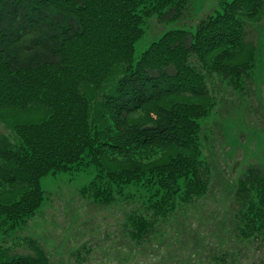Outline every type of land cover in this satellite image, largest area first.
Listing matches in <instances>:
<instances>
[{"label":"trees","instance_id":"1","mask_svg":"<svg viewBox=\"0 0 264 264\" xmlns=\"http://www.w3.org/2000/svg\"><path fill=\"white\" fill-rule=\"evenodd\" d=\"M189 1L0 0L3 236L36 215L42 177L89 166L96 173L82 192L94 202L141 193L143 211L128 216L137 245L207 193L201 120L216 98L206 76L243 90L259 53L249 28L262 21L264 0H223L193 31L167 30L136 57L148 20H177ZM232 203V235L264 242V168L238 177ZM25 245L18 253L0 244V264H50L34 239ZM234 256L213 260L233 264Z\"/></svg>","mask_w":264,"mask_h":264},{"label":"rangeland","instance_id":"2","mask_svg":"<svg viewBox=\"0 0 264 264\" xmlns=\"http://www.w3.org/2000/svg\"><path fill=\"white\" fill-rule=\"evenodd\" d=\"M221 1L190 0L177 20L149 19L146 34L135 43V56L167 30L193 31ZM250 26L249 39L258 41L259 53L243 90L216 74L206 76L216 106L201 120L202 159L210 169L204 196L183 203L145 245H137L129 237L128 221L130 214L143 211L136 188L125 190V201L100 204L82 192L96 173L93 166L47 175L40 180L44 201L36 215L10 236L0 230V244L26 253L32 238L50 264H217L213 254L227 251L235 252L233 264L261 263L264 242L237 238L229 226L238 177L250 166L264 168V17Z\"/></svg>","mask_w":264,"mask_h":264}]
</instances>
